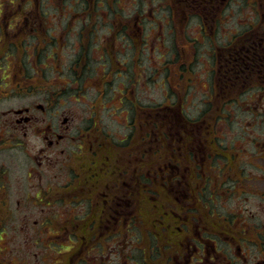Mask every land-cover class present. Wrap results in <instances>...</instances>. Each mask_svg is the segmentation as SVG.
I'll list each match as a JSON object with an SVG mask.
<instances>
[{
    "label": "flooded vegetation",
    "instance_id": "obj_1",
    "mask_svg": "<svg viewBox=\"0 0 264 264\" xmlns=\"http://www.w3.org/2000/svg\"><path fill=\"white\" fill-rule=\"evenodd\" d=\"M2 5L0 102L29 100L3 111L0 119V153L11 152L5 163L0 161V246L7 247L6 253L0 249V264H264V206L255 202L247 208L241 200L242 195L245 201L258 197L255 187L247 188L251 173L240 165L233 173L215 168L205 132L182 131L185 126L178 121L183 120L177 117L157 116V131L148 139L141 119L147 105L130 99L127 86L114 90L115 60L107 47L84 51L87 58L95 55L98 67L91 60L88 67L82 54L67 69L74 72L75 84L97 93L93 104L86 101L80 108L85 99L67 96L45 74L33 77L32 72L50 68L26 48L46 43L38 34L45 17L32 3ZM17 8L26 10L18 13ZM84 11L85 19L75 26L78 43L84 34L94 43L98 20L92 19V7ZM256 40L224 64L229 67L223 76L238 79L239 87L257 74L264 80V36ZM124 63L129 67L125 61L116 69ZM122 71L130 74V68ZM125 105L128 115L115 118L116 129H127L121 136L103 114ZM256 150L264 159V145ZM12 165L18 195L14 207ZM20 234L23 241H17ZM12 251L14 256H7Z\"/></svg>",
    "mask_w": 264,
    "mask_h": 264
},
{
    "label": "rangeland",
    "instance_id": "obj_2",
    "mask_svg": "<svg viewBox=\"0 0 264 264\" xmlns=\"http://www.w3.org/2000/svg\"><path fill=\"white\" fill-rule=\"evenodd\" d=\"M12 2L36 5L41 14L47 19L43 18L45 21L43 31H47L51 36L58 37L57 39L61 41L59 42V49L53 45V49L58 51L56 59L45 57L48 49L44 50L47 48V46L45 48L46 43L44 44V42L39 44L33 42L31 47H26L29 48V52L34 49L41 52L40 64L43 68L50 66L49 69H44L47 73L32 72L33 77L40 79L45 74L51 81H54V84L65 89L66 93L69 94L67 96L73 99H85L83 100L84 103L81 104L82 106H78L80 108L86 106V101L91 103L94 95L97 94L93 95V89L90 87L85 89L81 85L75 84L73 81L74 72L67 70L77 56L79 38L75 26L79 24L77 20L85 19V16H81V13L85 12V8L92 7V19L98 20V33L94 35V39L92 38L94 40V51L100 52L103 48L101 45L116 36L115 33L113 35V32L122 24L127 25V20H129L130 26L129 30L127 29L128 36H126L127 43H125V46L128 47L129 44V47L126 50L124 49V55L120 54L119 57L121 62H129V67L124 63L121 65V70L127 69L128 71L130 68V74L126 71L116 73V77L119 75L120 77L115 78L114 90L124 86L133 88L132 99L141 101L147 107L159 105L169 97H172L175 101L178 96H181L184 101V112L191 120L202 116L204 110L209 107L210 101L211 104L214 103L213 93H215L217 77L222 75L225 68L229 67V64L224 65L226 60H230V57L233 54L235 55V52L242 45L252 41L247 38L250 33L253 40L258 36H264V0H212L205 4L204 2L198 4L199 7L195 9L182 3V0H15ZM194 2L189 1L192 4ZM0 4L4 6L9 4V1L0 0ZM17 10H19V13L24 12L26 9L20 10L17 8ZM35 13L34 11L33 14ZM44 14H47V16ZM73 14L76 16L73 18L74 21L70 23L68 20ZM116 19H118V22ZM105 23H111L113 27H106ZM11 25L14 26L15 21ZM71 27L72 30L69 29ZM31 29L32 26L29 25L28 31L30 32ZM34 29H36V26ZM19 32L22 35L24 28L21 27ZM124 39L125 37H123ZM115 42L119 48L121 41L116 40ZM134 45L136 47L133 51L132 46ZM53 49L51 50L55 54L56 52ZM53 54L51 53L50 56H53ZM217 56L218 59H216ZM93 57L95 55H91L89 59L95 63L96 57L95 59ZM31 60L29 61L31 62ZM174 61L176 63L177 61L189 63V68L193 70V76L189 80V84L186 85V91L183 86H181L182 92L176 90L185 81L179 76L174 80V86L167 80V74L169 73L166 70V65L167 63L172 64ZM223 62L224 64H221ZM219 64H221L220 67ZM213 71L217 75L214 80L212 78ZM260 76L258 74L252 76L241 87L238 86V79L232 78V80H229L227 77H223L222 80H227L228 83L235 81V86L231 90H229V86L222 89V98L225 96L230 101L225 102L223 105L219 103L221 110L214 123L220 147L228 151L235 149L236 155H239V159L233 161L229 167V163L225 162V156L213 158V164H217L215 168L226 167L230 173H233L236 166L240 165L245 172L251 173L253 178L248 182L247 188L252 189L255 187L259 192L257 198L249 196L248 201H245L244 195H242V203L244 202V206L247 208H250V205L255 202H259L264 206V159L260 156L257 157L256 150V148H261L264 145V80L263 76L261 79ZM123 80L126 84L121 86ZM37 99L31 98V100ZM28 100L29 98H13L1 101L0 119L3 118V111L13 106L23 105ZM216 106L217 102L213 107ZM117 109L118 107L114 106L106 110L103 114V120L110 125L109 127L115 134L119 132L123 136L122 133H125L127 129H116L117 121L115 118H120L121 112H123L125 118L130 107L125 105L123 108ZM216 110H219V108H216ZM125 122L126 120L122 124ZM204 124L205 122H202L201 125ZM195 125L196 127H202L198 123ZM0 154V161L5 163L11 152L2 151ZM15 173L16 166L12 165L10 182L12 183L13 207L15 206V199L18 197L14 192L16 188L13 180ZM217 175L218 173L215 172L214 176ZM8 191H10V188ZM24 212H29V209H24ZM24 212L19 213V218ZM18 226H20V222ZM3 236L5 237V235ZM19 240H24L23 234H20L17 241ZM1 242H6V240H1ZM1 248L6 253L5 249L7 247L3 245L0 246ZM11 248H14L13 244ZM10 255L14 256V251L7 256Z\"/></svg>",
    "mask_w": 264,
    "mask_h": 264
},
{
    "label": "trees",
    "instance_id": "obj_3",
    "mask_svg": "<svg viewBox=\"0 0 264 264\" xmlns=\"http://www.w3.org/2000/svg\"><path fill=\"white\" fill-rule=\"evenodd\" d=\"M7 1L12 2V1H15V0H7ZM185 1H182V3H185V4L189 5V6L199 7L198 4L195 5L196 2H194L192 4V3H189L190 0H187L186 2ZM116 21L118 22V19H116ZM127 21H128L127 22V28L129 29V26H130L129 20H127ZM125 25L122 24L121 26H119L118 23H117V27L118 26L119 27H118V29L116 31L113 32V35L115 33L116 36L110 38V40L108 39L106 41V43H104V45L103 44L101 45V47H103V48L101 49L100 52H102L107 47L108 50H109V54L112 57H114V60H115V64H114V67H113V72L115 73L114 74V84H115L116 79H117L116 73L118 74L120 71H122V70H117V69L120 68V63H123L124 62V61L121 62V59H120L119 56H120V54L124 55V52H125L124 49L126 50L129 47V44H128V47L125 46V43H127L126 36H125V39L123 40V34L124 33L122 32V30L124 31ZM38 34L40 35L39 41H42L44 38H46V44L45 43L44 44H45V48H46V46H47V48L44 49V50H47L48 49V51H46L45 57H47L48 59L50 57H53V59H56L58 57V51L55 50V49H53V45L56 46L57 49H59V42H61V41H59L56 38H52V36H50L47 31L46 32L43 31V28H42L41 32L38 33ZM88 37L89 36H86L84 34V36L80 39V41H81L80 44H82V45L80 47L78 46L79 48L77 47L78 50H77V56H76V58L79 57V56H82V54L86 57V55L84 54V51H87V50L88 51L89 50L92 51L93 50L94 43L88 42V40H87ZM121 37H122V39H121ZM127 38H129V37H127ZM247 38L250 41L252 40L253 43H254V42H257V40H255V39L260 38V36H258L257 38H254V40H253V39H251L253 37H251V33H250L247 36ZM84 40H86V42ZM116 40L118 42L121 41L119 43L120 44V47L119 48L117 46V43L115 42ZM252 41L250 42V45H253ZM78 42H79V40H78ZM56 43H58V45H56ZM135 43L137 45V42L136 41H135ZM48 44H49V48L51 47L50 49L48 48ZM85 44H86V46H85ZM91 44H92V46H91ZM242 46H245V44L242 45ZM249 46L248 47L245 46L244 49L250 48ZM135 47H136L135 45L132 46L133 51L135 50ZM51 49H53L56 53L53 54V51ZM33 52L36 53L35 56L40 61V57H42L41 56V52H39L36 49H34ZM42 53H43V51H42ZM51 53L53 54V56H50ZM243 54L244 55L246 54V51L245 50L243 51ZM91 55L92 54H88V57H90ZM232 57H234V54H233ZM82 60H84V59H82ZM216 63H217V61H216ZM87 64H88V67H89V64H90V59L89 58L87 59ZM221 64H219V67L221 66ZM223 64H224V62H223ZM28 66H30V65H28ZM95 66H97L96 63H95ZM189 66H190L189 63H184V62H180V61H177V63L174 61L172 64L167 63V65H166V70L169 73V74H167V80L170 82V84L172 86H174L173 85V82H174V80H176L177 76H179L182 80H185L182 84L179 85V87L176 88V90H178L179 92H182L183 91L182 88H181V86H183L184 90L186 91V85L189 84V80L193 76V70L190 69ZM115 69H116V71H115ZM220 72H221V70H220ZM215 73L216 72H214V71L212 73L213 80L217 77V75H215ZM223 77H224L223 76V73H222V75H220V76L218 75V77H217L216 84H215V93H213V95H214V103L211 104V101H210L209 107L204 110V114L202 116L196 118V119H192L191 120L188 117V115H186V113L184 112L185 111L184 110V106H183L184 105L183 104L184 101H183V98L181 96H178L177 100H175V101L172 99V97H169L165 102H163V103H161L159 105L146 107L145 108V112H144L145 115H143L144 113L141 114V116H142L141 119L146 123V125L144 127V130L146 132L145 134H146L147 138L149 139L150 136L152 135V130L157 131V129H156L155 125H154V123L156 122L155 119H156L157 116H160L161 115V117L166 116L168 118L169 117H174V118L177 117L178 119L183 120L181 122L178 121L181 126H185L184 128H182V131H184L185 129H187L189 131L205 132L204 133L205 134V139L208 140L209 143L211 144V148H212V152H213L212 153L213 157L217 158L219 156H222V157L225 156V158H226L225 159V162H228V163H229V161L230 162L231 161L232 162L233 161L235 162V160L237 161V157L238 156L235 153V149L231 148L233 150L228 151V150H225L224 148H221L220 145L218 144L217 135H216L217 132L215 131V126H214L215 125L214 123H215L216 119L219 116L218 113L221 110V105H223L225 102L230 101V99L225 98V96L223 97L224 99L222 98L221 91H222L223 88H225L226 86H228V84L225 81L223 82V80H222ZM234 86L235 85H233V86L230 85L229 86V90H231ZM132 90H133V88H131L130 94L128 95V97L130 99H132V97H133L132 96ZM115 94H117V93H115ZM67 95H69V94H67ZM216 102H217V106L214 108L213 106H214V104ZM219 103H221L220 106H219ZM216 108H219V110H216ZM143 116H144V118H143ZM134 117H136V120L135 121L137 123L138 120H139L138 119L139 118V115L135 114ZM165 121H167V119H163L162 120V122H165ZM202 122H205L206 125L205 124L204 125H201ZM197 123L199 125H201L202 127H196L195 124H197ZM167 125H170V123H168ZM180 127H179V130H180Z\"/></svg>",
    "mask_w": 264,
    "mask_h": 264
}]
</instances>
